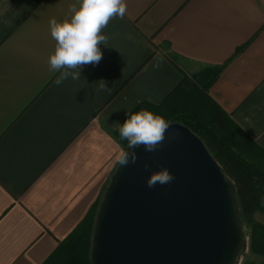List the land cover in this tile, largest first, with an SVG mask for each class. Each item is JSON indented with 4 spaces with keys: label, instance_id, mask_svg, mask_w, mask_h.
I'll list each match as a JSON object with an SVG mask.
<instances>
[{
    "label": "crops",
    "instance_id": "0c3cea01",
    "mask_svg": "<svg viewBox=\"0 0 264 264\" xmlns=\"http://www.w3.org/2000/svg\"><path fill=\"white\" fill-rule=\"evenodd\" d=\"M72 4L0 0V264L58 260L119 164L120 125L184 75L221 66L208 95L264 150V0H126L101 61L56 85L49 21Z\"/></svg>",
    "mask_w": 264,
    "mask_h": 264
},
{
    "label": "water",
    "instance_id": "95a60500",
    "mask_svg": "<svg viewBox=\"0 0 264 264\" xmlns=\"http://www.w3.org/2000/svg\"><path fill=\"white\" fill-rule=\"evenodd\" d=\"M169 123L156 151L136 148V163L112 173L94 215L90 264H239L247 229L235 184L200 136ZM162 168L174 180L149 188Z\"/></svg>",
    "mask_w": 264,
    "mask_h": 264
},
{
    "label": "trees",
    "instance_id": "16d2710c",
    "mask_svg": "<svg viewBox=\"0 0 264 264\" xmlns=\"http://www.w3.org/2000/svg\"><path fill=\"white\" fill-rule=\"evenodd\" d=\"M221 66H210L186 76L157 105L154 114L168 122L188 126L202 138L222 170L233 181L239 213L249 228L250 248L260 243L264 253V223H254L253 213H264V150L239 127L208 95ZM127 145L126 140H122ZM98 202L87 216L57 245L54 253L66 264H90L85 244H90ZM90 249V247H89Z\"/></svg>",
    "mask_w": 264,
    "mask_h": 264
},
{
    "label": "clouds",
    "instance_id": "9594fccd",
    "mask_svg": "<svg viewBox=\"0 0 264 264\" xmlns=\"http://www.w3.org/2000/svg\"><path fill=\"white\" fill-rule=\"evenodd\" d=\"M77 4L69 6L70 18L58 22L55 18L50 19V34L56 42L55 50L48 59L49 71L59 73L54 83L60 85L63 81L71 78L80 79L79 69L84 65L98 64L103 53L99 45L108 43V36L101 34L110 20L123 18L127 11L126 0H77ZM162 60L163 58L160 57ZM159 67V64L156 65ZM97 91H108L106 81H98ZM170 123L161 115L154 114L147 109H141L128 116L118 131L120 138L127 141V149H122L116 159L122 166L136 163V148L144 147L147 152L156 151L164 142L165 134ZM178 135V133H177ZM147 170L148 164L144 165ZM174 180L173 174L162 168L154 171L147 179L149 188L157 184L165 185Z\"/></svg>",
    "mask_w": 264,
    "mask_h": 264
},
{
    "label": "rangeland",
    "instance_id": "374dc122",
    "mask_svg": "<svg viewBox=\"0 0 264 264\" xmlns=\"http://www.w3.org/2000/svg\"><path fill=\"white\" fill-rule=\"evenodd\" d=\"M254 221V223H264V213L261 212H255L253 213L251 217ZM253 223H251L252 225ZM251 225L247 224L246 229H247V245L245 251L242 253L239 264H264V253L260 252L261 251V246L260 243L258 244V247L255 249L250 248V237H249V228ZM90 244L88 245V242L85 244V256H89V249ZM54 264H66L64 260L61 258H58L57 261H55Z\"/></svg>",
    "mask_w": 264,
    "mask_h": 264
}]
</instances>
